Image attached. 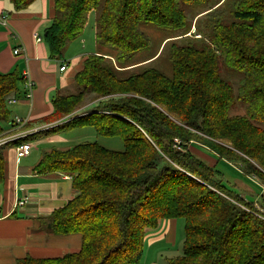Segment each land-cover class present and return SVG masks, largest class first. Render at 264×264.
I'll return each mask as SVG.
<instances>
[{
  "label": "trees",
  "instance_id": "1",
  "mask_svg": "<svg viewBox=\"0 0 264 264\" xmlns=\"http://www.w3.org/2000/svg\"><path fill=\"white\" fill-rule=\"evenodd\" d=\"M10 1L20 12L37 0ZM209 1L55 0L43 37L53 60L85 31L93 12L96 43L113 49L116 59L97 53L84 60L75 92L57 94L53 113L41 120L64 123L45 133L92 127L99 136L121 138L125 150L83 143L43 155L37 174L69 175L78 192L50 216V231L80 236L81 248L18 264H140L147 230L173 219L184 220L185 239L183 256L168 264H264V206L224 187L216 162L191 150L196 145L237 164L264 187V0L213 6L197 34L187 36V8ZM142 24L181 33L167 43L172 77L124 66L150 46ZM224 71L241 76L237 89ZM23 85L18 71L0 74V137L11 119L9 101L21 97ZM90 96L99 100L95 109L76 113ZM237 106L244 115L233 114ZM4 176L0 148V182Z\"/></svg>",
  "mask_w": 264,
  "mask_h": 264
},
{
  "label": "crops",
  "instance_id": "2",
  "mask_svg": "<svg viewBox=\"0 0 264 264\" xmlns=\"http://www.w3.org/2000/svg\"><path fill=\"white\" fill-rule=\"evenodd\" d=\"M54 2L50 0L46 4L45 0H37L26 10L16 12L10 0H0V17H6L5 24L0 21V74L18 71L23 76L28 73L35 83L31 102L19 98L17 103L10 105L11 119L4 125L2 135L10 137L23 133L26 137L2 148L5 176L0 182V264H18L27 257L61 258L79 252L81 248L80 236H56L48 224L56 210L78 196L72 177L63 173L39 175L35 170L45 153L74 148L64 147L67 140L61 133H45L51 125L41 124V120L53 113L52 100L57 94L75 92L74 75L89 56L74 58L73 64L67 63L65 72L60 71L64 63L51 58L43 37L55 17ZM37 35L42 42L36 41ZM18 48L21 52L15 55ZM103 55L113 60L111 55ZM16 117L28 120L27 124L17 126ZM20 144L32 146L28 156H19L17 146ZM24 198L27 203L17 207V202ZM162 222L156 229L146 232L145 245L148 241L154 255L147 264H157L163 254L173 249L162 243L165 239H173V234L171 237L167 234L158 236L156 232Z\"/></svg>",
  "mask_w": 264,
  "mask_h": 264
},
{
  "label": "rangeland",
  "instance_id": "3",
  "mask_svg": "<svg viewBox=\"0 0 264 264\" xmlns=\"http://www.w3.org/2000/svg\"><path fill=\"white\" fill-rule=\"evenodd\" d=\"M235 1L236 0H211L204 4H199L187 8V17L190 23H192V31L187 36L191 34H197L196 26L198 25L200 20L202 21L204 19V16L209 13L208 11L213 6L217 5L215 8H219L224 4H228L226 5V7L224 5L225 9L228 10L229 5H232V3ZM49 2L50 0H45L46 4H49ZM38 4H41V1H39ZM96 17L97 16L95 12L89 15L88 25L85 31L76 40L71 41L67 44L63 54L58 59V63L63 62L65 65H67V63L71 65L73 64L74 58H83L87 55H93L97 53H101L102 55L109 54L111 55L113 60L116 59V52L113 49H111L110 47L99 46L96 43ZM142 31L148 36L150 40V46L147 49L135 54L133 57L127 59L124 66H133L130 69H134L141 65H145L142 69H156L163 73L165 76L172 77L173 70L170 57V43H167L174 40L172 38L179 36L181 33L170 29H160L151 24H142ZM198 38L201 37L198 36ZM151 58L154 59L147 63H144ZM137 70L139 71L141 69H136L135 71ZM223 77L229 80L234 88L237 89L239 80L241 78L238 73H236L235 71H224ZM98 102L99 100L97 101L95 99V96H90L85 100L83 107H81V109H79L76 113L80 114L83 112H91L95 109V106ZM233 114L244 115L245 111L241 106H237ZM64 121L65 120L51 123L50 125L58 126L63 124ZM61 136L64 137L65 140H67V144H64V147H68L67 149L83 143H98L99 145L110 151L123 152L125 150V145L121 138L99 136L92 127H85L72 131H64L61 133ZM1 138L2 137H0V139ZM200 148L201 147H198L196 145L191 146L192 152L204 159L205 162L207 161L208 163L210 160L214 161L210 162L211 164H214L216 162V171L219 172V180L222 182V185L224 187L234 192L235 194L242 196L246 201L253 202L255 208H263L264 187L260 185L257 179L249 178L248 176H246L241 170L240 166H238L237 164H232L225 160H220L211 153H208V150ZM174 222L175 226L173 227ZM171 226L172 228L167 229ZM156 232L158 236L167 234L169 237H171V235L173 234V239L168 238L167 240L165 239L164 241H162L164 245H171L173 249L170 252L168 251L163 254V258H160L157 264H168L169 260L183 256V245L185 239L184 220H165L161 223L159 229ZM149 246L150 245L147 241L145 245L146 250H144V256L140 264H147V261L149 263V260L154 258V255H152L153 252L150 251L152 249H150Z\"/></svg>",
  "mask_w": 264,
  "mask_h": 264
},
{
  "label": "built area",
  "instance_id": "4",
  "mask_svg": "<svg viewBox=\"0 0 264 264\" xmlns=\"http://www.w3.org/2000/svg\"><path fill=\"white\" fill-rule=\"evenodd\" d=\"M5 19L6 17L4 16H1L0 17V21L5 24ZM36 38V41L38 43L42 42V38L40 36H35ZM21 52V48H18L14 51V54L15 55H19ZM67 69V66L65 64H63L60 68V71L61 72H65ZM23 79H24V92L22 93L21 97L22 99L28 101V102H31L32 99H33V93H34V88H35V83L30 79V76L28 73H24L23 74ZM19 99V98H18ZM18 99H11L9 101V105H13L15 103L18 102ZM15 124L17 126H25L28 122V120H24V119H21V118H18L16 117L15 118ZM57 125H53L49 128L46 129L49 130V129H52L54 127H56ZM26 137V134H15V135H12L8 138H1L0 139V148H3L5 147L6 145L8 144H12V143H16L20 140H23L24 138ZM31 150H32V146L29 145V144H20L19 146H17V152L19 154V156H28L30 153H31ZM71 178V177H70ZM27 203V198H24L22 200H19L17 202V207H22L23 205H25Z\"/></svg>",
  "mask_w": 264,
  "mask_h": 264
}]
</instances>
